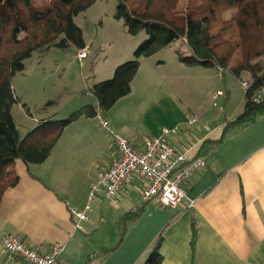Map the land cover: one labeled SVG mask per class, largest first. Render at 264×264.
<instances>
[{"label": "crops", "instance_id": "obj_1", "mask_svg": "<svg viewBox=\"0 0 264 264\" xmlns=\"http://www.w3.org/2000/svg\"><path fill=\"white\" fill-rule=\"evenodd\" d=\"M135 78L129 95H134ZM148 97L143 96L133 112L144 115L146 110L154 111L152 123L150 129L125 137L132 147L141 150L146 139L159 136L162 130H176L167 138L170 146L205 163L204 170L191 179L179 206L165 208L156 199L144 201L136 194L141 181L132 178L116 202L111 201L114 210L123 215L138 212L141 203L145 210L131 223L133 229L129 227L120 243L112 246L113 232L102 234L107 218L102 189L89 201L91 187L110 164L112 141L111 152H103L106 160L98 167L96 143L90 144L89 135L59 147L67 133L64 129L44 163L21 164L15 170L18 184L7 190L0 202V237L20 238L39 253L62 244L60 260L64 264H142L158 242L161 264H264V114L251 125L223 135L226 123L235 120V115L212 125L207 116L196 117L192 112L182 116L175 104L158 100L149 108V103H144ZM122 101L126 100L116 104ZM92 106L97 108V103ZM192 118L195 123L190 124ZM109 124L116 134L126 135L125 124ZM207 140L216 145L213 152L201 155ZM82 211L86 222L75 216ZM134 231L137 234L132 239ZM0 264L23 263L10 260L0 249Z\"/></svg>", "mask_w": 264, "mask_h": 264}, {"label": "trees", "instance_id": "obj_2", "mask_svg": "<svg viewBox=\"0 0 264 264\" xmlns=\"http://www.w3.org/2000/svg\"><path fill=\"white\" fill-rule=\"evenodd\" d=\"M114 1V18L123 22L127 34L135 36L141 31L146 34L131 60L118 64L111 79L88 88L97 108L85 105L64 119L40 121L20 138L11 114L12 106L19 102L11 79L25 70L26 61L34 53L44 56L53 49L66 52L71 46L83 51L86 47L83 33L74 19L95 0H47L39 4L34 0H0V202L4 193L18 184L15 170L6 169L9 165L16 160L26 166L44 163L64 129L80 117L94 118L99 112L110 111L130 94L141 61L175 41H182L188 47L187 55L177 54L178 61L185 66L212 67L222 72L228 68L240 81L242 75L247 76L243 112L226 123L223 135L251 125L264 114V98L252 100L264 88V0H198L197 5L193 3L195 0ZM223 8H233L234 14L219 26ZM4 46L10 50L2 55ZM234 56L236 61L230 66ZM221 140L222 137L216 143ZM215 145L211 140L205 141L200 154L213 152ZM144 210L142 205L138 212H129L123 217L125 226L118 243L126 227ZM192 232L194 241L195 231ZM161 262L158 242L142 264Z\"/></svg>", "mask_w": 264, "mask_h": 264}, {"label": "rangeland", "instance_id": "obj_3", "mask_svg": "<svg viewBox=\"0 0 264 264\" xmlns=\"http://www.w3.org/2000/svg\"><path fill=\"white\" fill-rule=\"evenodd\" d=\"M34 1L39 4L47 0ZM193 3L197 5L199 1L195 0ZM115 7L114 0H95L90 8L74 19L75 25L83 33L86 44L83 51L71 46L66 52L53 49L44 56L34 53L26 61L25 70L11 79L14 96L19 100L12 106L11 114L20 138L33 130L40 120H61L86 104H96V100L86 92L87 88L94 83L111 79L118 63L131 60L146 34L141 31L135 36L128 35L123 22L114 18ZM233 14V8H223L220 11L219 26H223ZM9 50L10 47L4 46L1 54L5 55ZM81 52L85 53L86 58L79 61ZM178 52L182 55L189 53L182 41L171 43L152 56L150 61L143 59L135 78L134 95L120 99L118 102L126 101L116 104L112 111L99 112L94 118L80 117L66 128L67 133L59 147L62 148L73 139L89 135L90 144L96 143L98 167L103 165L102 161L106 157L102 154L105 151L110 153L112 144L109 131L101 126V121L106 120L109 130L115 134L109 123L125 124L126 135L122 134L124 138L135 136L142 128L150 129L149 123H152L154 111L146 110L144 115L133 112L135 105L148 94L144 103H149V108L158 100L160 103L175 104L179 114L183 113L182 116L189 115L190 112L195 113L196 117L207 116L212 125H216L224 116L233 114L238 117L242 114L245 88L228 68L222 72L212 67L185 66L178 61ZM159 61L162 63L159 64ZM235 61L236 56L232 57L230 66ZM81 144L80 141V147L84 148ZM21 164L24 163L16 160L6 169L17 170ZM136 194L142 199L140 193ZM142 205L143 203L139 207ZM115 206L108 199L104 201L103 212L107 218L102 230L105 235L113 232L114 247L118 245L121 230L125 226L122 219L126 215L114 210ZM129 225L126 229H133V224ZM136 234V231L131 232L130 237L135 239ZM105 238L108 239L107 236ZM0 249L8 257L1 245V237Z\"/></svg>", "mask_w": 264, "mask_h": 264}, {"label": "built area", "instance_id": "obj_4", "mask_svg": "<svg viewBox=\"0 0 264 264\" xmlns=\"http://www.w3.org/2000/svg\"><path fill=\"white\" fill-rule=\"evenodd\" d=\"M78 58L79 61L85 59V53L81 52ZM241 84L248 87L246 75H242ZM263 98L264 88L252 100L257 102ZM189 123L193 124L195 120L192 118ZM101 126L108 129L114 152L109 166L91 187L89 201L102 189L106 199L116 202L123 186L137 178L141 181L140 193L144 201L156 199L162 207L176 208L186 198V189L193 176L205 168L202 160L190 159L169 145L167 138L176 130H162L159 136L146 139L141 150H136L126 138L109 130L107 121L102 120ZM88 210L87 205L85 211ZM75 216L79 222L87 221L85 212H77ZM1 245L10 260L23 264H64L60 260L62 244L50 246L47 253H39L16 237L5 235L1 237Z\"/></svg>", "mask_w": 264, "mask_h": 264}]
</instances>
